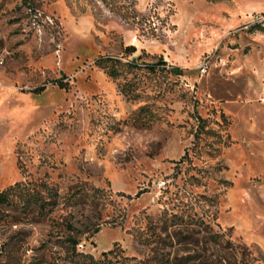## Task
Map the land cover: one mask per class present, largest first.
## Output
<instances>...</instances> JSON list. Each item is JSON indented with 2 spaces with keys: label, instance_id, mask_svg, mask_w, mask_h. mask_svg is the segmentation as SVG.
<instances>
[{
  "label": "rangeland",
  "instance_id": "374dc122",
  "mask_svg": "<svg viewBox=\"0 0 264 264\" xmlns=\"http://www.w3.org/2000/svg\"><path fill=\"white\" fill-rule=\"evenodd\" d=\"M1 192L0 264H264V0H0Z\"/></svg>",
  "mask_w": 264,
  "mask_h": 264
},
{
  "label": "trees",
  "instance_id": "16d2710c",
  "mask_svg": "<svg viewBox=\"0 0 264 264\" xmlns=\"http://www.w3.org/2000/svg\"><path fill=\"white\" fill-rule=\"evenodd\" d=\"M126 50L127 51H131V52L134 51V49L132 47H128ZM116 63H117L116 61H114L112 59H109V58H100V59L96 60V62H95L96 66L98 68H100L108 77H110L112 79L116 78L117 75H118V73H117V71H116V69L114 67ZM156 67H157V65L147 66V68H148V70L150 72L154 71V69ZM173 70H174V74L175 75H180L179 71L176 68L173 69ZM40 90L41 89H37L34 92H37V91H40ZM5 201H6V199L4 197V193L1 192L0 193V204L5 203ZM76 244H77L76 241L70 240V245H71L72 249L75 248ZM104 254L105 255L110 254V251H108L107 253H104ZM84 258H86L90 262H92V259H91L90 256H88V257L86 256Z\"/></svg>",
  "mask_w": 264,
  "mask_h": 264
}]
</instances>
